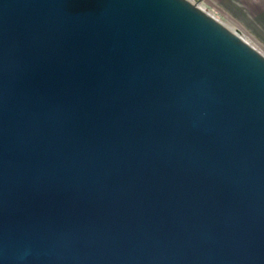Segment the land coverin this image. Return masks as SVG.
<instances>
[{"label":"water","instance_id":"obj_1","mask_svg":"<svg viewBox=\"0 0 264 264\" xmlns=\"http://www.w3.org/2000/svg\"><path fill=\"white\" fill-rule=\"evenodd\" d=\"M0 264H264V52L191 0H0Z\"/></svg>","mask_w":264,"mask_h":264},{"label":"crops","instance_id":"obj_2","mask_svg":"<svg viewBox=\"0 0 264 264\" xmlns=\"http://www.w3.org/2000/svg\"><path fill=\"white\" fill-rule=\"evenodd\" d=\"M203 5L264 52V0H204Z\"/></svg>","mask_w":264,"mask_h":264},{"label":"built area","instance_id":"obj_3","mask_svg":"<svg viewBox=\"0 0 264 264\" xmlns=\"http://www.w3.org/2000/svg\"><path fill=\"white\" fill-rule=\"evenodd\" d=\"M192 2H195L197 4H199L201 7H203L204 9L210 11L209 9H207L204 5H203V2L204 0H191ZM211 12V11H210Z\"/></svg>","mask_w":264,"mask_h":264},{"label":"rangeland","instance_id":"obj_4","mask_svg":"<svg viewBox=\"0 0 264 264\" xmlns=\"http://www.w3.org/2000/svg\"><path fill=\"white\" fill-rule=\"evenodd\" d=\"M214 15H216L218 18H220L214 11H211ZM221 20H223L224 22L228 23L227 21H225L223 18H220ZM229 24V23H228ZM234 27V26H232Z\"/></svg>","mask_w":264,"mask_h":264},{"label":"bare ground","instance_id":"obj_5","mask_svg":"<svg viewBox=\"0 0 264 264\" xmlns=\"http://www.w3.org/2000/svg\"><path fill=\"white\" fill-rule=\"evenodd\" d=\"M235 28V27H234Z\"/></svg>","mask_w":264,"mask_h":264}]
</instances>
